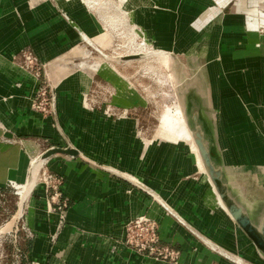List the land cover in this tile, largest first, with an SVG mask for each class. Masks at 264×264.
I'll list each match as a JSON object with an SVG mask.
<instances>
[{
	"label": "crops",
	"instance_id": "crops-1",
	"mask_svg": "<svg viewBox=\"0 0 264 264\" xmlns=\"http://www.w3.org/2000/svg\"><path fill=\"white\" fill-rule=\"evenodd\" d=\"M81 5L72 11L63 0H0V196L28 176L25 140L39 148L69 142L79 151L44 162L62 183L64 215L43 182L6 224L11 228L26 207L31 264H264V249L231 214L197 149L141 132L144 99L131 97L135 91L111 79L112 71L69 73L66 63L83 41L60 10L72 13L79 30L101 33ZM133 8L156 46L190 67L189 123L202 130L227 196L263 230L264 31L249 22L264 28V0H153ZM31 58L42 73L22 70ZM41 81L55 92L52 116L32 105ZM144 215L157 222L161 242L179 252L176 261L127 243L129 223Z\"/></svg>",
	"mask_w": 264,
	"mask_h": 264
},
{
	"label": "rangeland",
	"instance_id": "rangeland-1",
	"mask_svg": "<svg viewBox=\"0 0 264 264\" xmlns=\"http://www.w3.org/2000/svg\"><path fill=\"white\" fill-rule=\"evenodd\" d=\"M59 2L61 3V1ZM63 2L66 8H70L72 11L74 10L73 7L76 8L79 2L82 3V11L90 12L89 14L94 16L101 29V33L97 36H91L90 32L78 29V20L73 17L68 9L64 10L62 8L60 10L63 18L78 30L83 41L76 59L71 63H66L69 73L77 72L80 69L85 72L105 73V71H112L110 72V74H113L111 79L119 80V82L124 84L127 83L131 92L135 91L131 93V97L144 99L142 107L144 108L145 124L140 125L141 132H144L149 137L154 133L155 137L166 140H184L189 142L196 150L197 147L190 137V132L180 108L181 105L184 110L178 94V89L183 79L187 77L189 66L169 51L157 47L151 36L143 27L137 24L133 16V6H151L153 0H63ZM61 4L60 6H62ZM258 18L264 19L260 15ZM147 19L154 21V13L147 14ZM257 21L259 22V20ZM251 23H254V26L249 24V27L258 28L263 33L264 28L257 27V22ZM181 31L184 30L181 29ZM133 53L141 54V57L131 59L138 57L129 56ZM22 67V70L35 74L36 71L42 73L43 68L41 62L36 60H34V64L29 69L26 67L28 70L25 69V65ZM41 76L44 77L43 75ZM41 84L43 85L44 82L41 81ZM100 92L104 95L103 99L99 98V102H105L106 93H103V90ZM89 98L90 94L86 99L87 102H89ZM109 99H111V95H109ZM34 100L35 97L32 98L33 106ZM177 103H180L179 108ZM168 109L174 110L169 112ZM178 111L180 112L181 122L185 128L186 135H178L164 124V119L170 121V118L178 114ZM117 115L120 116L121 114L117 113ZM130 115H137V112H130ZM168 117L170 118L168 119ZM178 136H182V138L177 139ZM25 146L26 148L30 147L33 157L30 156L35 161L33 160V164L28 165L30 167L27 178L24 181H19L18 184L26 185L27 183H32L37 185L39 183L38 175H34L33 166L41 160L38 156L46 152L52 145H48L45 142L39 148L36 142L25 140ZM53 146L65 147L60 145ZM16 192L17 189L11 185L0 196V264H31V260L25 250L28 249L27 247H29L34 237H31L30 233L23 227L25 214L17 219L14 230L10 232L1 231L2 227L18 213L19 196Z\"/></svg>",
	"mask_w": 264,
	"mask_h": 264
},
{
	"label": "built area",
	"instance_id": "built-area-1",
	"mask_svg": "<svg viewBox=\"0 0 264 264\" xmlns=\"http://www.w3.org/2000/svg\"><path fill=\"white\" fill-rule=\"evenodd\" d=\"M34 60L36 59H29L27 64H25L26 70H28L31 65L34 64ZM34 107L42 114L51 116L54 114L55 92L47 82H44L43 85L41 84L37 90L34 100ZM41 180L48 184L50 189H52V199L55 202V208L64 215L66 209L69 207V202L65 197H63L62 191L60 189L62 184L61 181L59 178H56L52 174L46 172L44 168L42 170ZM11 185L13 186V183ZM23 227L30 233L31 237H34V233L29 228L26 219L24 220ZM158 229L159 227L157 222L152 218L145 215L137 217L133 219L128 225L127 243L139 252L145 253L149 256L163 260L176 261L179 256V252L170 246L164 245L161 242Z\"/></svg>",
	"mask_w": 264,
	"mask_h": 264
},
{
	"label": "water",
	"instance_id": "water-1",
	"mask_svg": "<svg viewBox=\"0 0 264 264\" xmlns=\"http://www.w3.org/2000/svg\"><path fill=\"white\" fill-rule=\"evenodd\" d=\"M134 56H138L137 58L140 57L139 55H134ZM131 59H134V58H131ZM189 69H190V67L187 70V72H188L187 77H185L183 79V81L180 85V88L178 89L179 98L181 99L183 106H184V90H185L187 81L191 77L190 76L191 72ZM184 109H185V107H184ZM185 113H186V117H187L189 127H190L193 135L195 136L197 144L199 146V155L201 157L202 163H203L205 170L207 171L208 175L210 176L211 181L214 183L215 187L217 188L218 192L220 193V196H221L223 202L228 207L231 214H233V216H235L239 220L242 227L255 240L256 244L264 249V228L261 231H259V229L255 228V226L250 222V220L242 212L241 208L238 207L227 196L226 190H225V188H224V186L220 180V172L218 171V169L213 164V161H212V158L210 156L209 149L207 146V142L204 140V135H203L202 130L198 127L192 128V126L189 123V117L187 115L186 110H185ZM195 119H196V115H195ZM64 139L67 141L66 137H64ZM58 153L66 154V155L71 156V157L79 155V151L76 148H74L69 142H67V146H65V147L51 146L50 148H48V150L46 152L40 154L38 156V158H40V159L45 158V160L47 161L50 157H52L53 155H56ZM134 182L136 185L139 184L137 181H134Z\"/></svg>",
	"mask_w": 264,
	"mask_h": 264
},
{
	"label": "bare ground",
	"instance_id": "bare-ground-1",
	"mask_svg": "<svg viewBox=\"0 0 264 264\" xmlns=\"http://www.w3.org/2000/svg\"><path fill=\"white\" fill-rule=\"evenodd\" d=\"M249 24L251 25V26H254L253 24L254 23H251V22H249ZM134 55H139L140 57H141V54H138V53H133V54H131V55H129V56H134ZM139 57V58H140ZM134 59H138V58H134ZM179 105H180V103L178 104L177 103V107L179 108ZM176 107V106H175ZM175 107H174V109H175ZM180 108H181V110H182V113H183V116H184V119H185V123H186V126H187V128H188V130H189V132H190V137H191V139L194 141V143H195V145H196V147H197V150H198V153H199V146H198V144H197V141H196V138H195V136L193 135V133H192V131H191V129H190V127H189V124H188V121H187V117L185 116L186 115V113L184 112V110H183V108H182V106L180 105ZM174 109H168V111L169 112H171V111H173ZM179 110V109H178ZM170 117H168V119H169ZM164 124L165 125H167V126H169L170 128H171V130L172 131H174L175 133H177L178 135L179 134H183V135H186L185 134V128H184V126L182 125V122H181V116H180V112L178 111V114H176V115H173V117L172 118H170V121H166L165 119H164ZM180 138H182V136H178L177 137V139H180ZM27 144V143H26ZM28 145V144H27ZM30 146V145H29ZM32 148V147H31ZM32 153H31V151H30V147H27V153L25 154V156H24V159H25V165H31V163H32V161L34 160L35 161V159H32L31 158V155ZM31 155V156H30ZM33 157V156H32ZM45 158H41V160L38 162V163H36V164H34V166H33V172H34V175H38L37 176V179L39 180V183H37V185H41V184H43V181L41 180V178H40V174H41V171L43 170V167H44V165H45ZM35 163V162H34ZM33 164V163H32ZM204 168V167H203ZM204 170H205V168H204ZM36 184L34 185V184H32V183H27L26 185H24V184H18V182H13V186L17 189V195L19 196V201L21 202V203H23V207H24V204H26V200H27V198L29 197V195L31 194V191L37 186ZM223 205V204H222ZM227 211V210H226ZM22 215L24 216V211L23 210H21V212L19 213V215L18 216H16L15 217V221L13 222V225L11 226V228H8L7 226H6V224H5V226H3L2 227V232H10V231H12V230H14L15 229V227H16V224H15V222L17 221V219H19L20 217H22ZM13 218H14V216H13ZM17 223V222H16Z\"/></svg>",
	"mask_w": 264,
	"mask_h": 264
}]
</instances>
